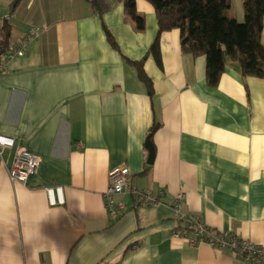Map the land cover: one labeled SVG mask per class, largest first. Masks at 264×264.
Here are the masks:
<instances>
[{
  "label": "crops",
  "instance_id": "1",
  "mask_svg": "<svg viewBox=\"0 0 264 264\" xmlns=\"http://www.w3.org/2000/svg\"><path fill=\"white\" fill-rule=\"evenodd\" d=\"M13 1L0 0V42L7 14L10 49L32 26L44 32L0 73V135L41 162L25 184L9 179L15 149L0 166V264H248L228 247L173 238V203L183 193L182 210L216 235L264 247V80L227 63L209 86L207 57L183 53L173 30L161 35V65L153 56L145 63L151 97L125 60L142 59L156 39L149 2L136 0L146 19L138 33L115 0L103 16L86 0H23L14 11ZM118 166L131 185L163 190L162 205L124 194L118 218H109L104 192ZM58 186L65 203L52 206L47 189Z\"/></svg>",
  "mask_w": 264,
  "mask_h": 264
},
{
  "label": "trees",
  "instance_id": "2",
  "mask_svg": "<svg viewBox=\"0 0 264 264\" xmlns=\"http://www.w3.org/2000/svg\"><path fill=\"white\" fill-rule=\"evenodd\" d=\"M92 13L103 16L113 9L110 0H86ZM123 7L127 19L135 24L138 33L146 30L145 15L137 8L136 0H115ZM155 10L157 24L156 39L145 54L138 60L125 59L136 70L138 79L145 86L149 96L154 95V85L145 71V63L153 56L161 65L160 39L165 32L178 30L181 34L183 53L194 58L207 57V83L217 87L225 72L227 63H231L245 78L264 80V0H244L245 22L239 23L230 18L231 0H146ZM23 0H14L11 9L16 10ZM111 47L118 52L120 48L114 36L104 28ZM0 52L9 50L12 27L5 21ZM155 124L151 137L158 129ZM150 139V138H149Z\"/></svg>",
  "mask_w": 264,
  "mask_h": 264
},
{
  "label": "built area",
  "instance_id": "3",
  "mask_svg": "<svg viewBox=\"0 0 264 264\" xmlns=\"http://www.w3.org/2000/svg\"><path fill=\"white\" fill-rule=\"evenodd\" d=\"M11 15L7 14L4 20H10ZM44 29L40 26H32L26 37L13 50L0 52V73L8 70L10 63L15 58L24 57L32 40L39 38ZM15 149L13 163L7 168L9 179L14 185L16 183L25 184L30 176L37 173L40 166V158L24 147L16 146V141L12 137L0 135V166H6L5 154L7 151ZM109 184L104 192L105 205L108 209L109 218L116 220L119 212L124 208V204L117 201L118 196L127 194L134 196L138 205L144 207H159L162 205L160 198L165 192L160 190L152 193L148 189H141L129 183L130 171L127 167L118 166L109 171ZM49 203L52 206L63 205L65 203L63 188L53 187L47 189ZM185 199V194L180 193L173 203V210L180 223V226L173 229L172 237L184 240L190 245H208L217 249L230 248L243 258L248 264H264V247L256 245L248 240L237 238L227 239V234L216 235L200 217H193L186 214L181 208V201ZM188 233H192L194 238H189Z\"/></svg>",
  "mask_w": 264,
  "mask_h": 264
},
{
  "label": "rangeland",
  "instance_id": "4",
  "mask_svg": "<svg viewBox=\"0 0 264 264\" xmlns=\"http://www.w3.org/2000/svg\"><path fill=\"white\" fill-rule=\"evenodd\" d=\"M232 1V8H231V13L232 14H236L239 17V20H242V16L244 18L243 22H239V23H244L245 22V14H244V10H243V2L244 0H231ZM113 2V0H112Z\"/></svg>",
  "mask_w": 264,
  "mask_h": 264
},
{
  "label": "water",
  "instance_id": "5",
  "mask_svg": "<svg viewBox=\"0 0 264 264\" xmlns=\"http://www.w3.org/2000/svg\"><path fill=\"white\" fill-rule=\"evenodd\" d=\"M146 146L149 149L150 153H149V160H148V164H153L154 162V158H155V149L153 146V143L151 142V140L148 138L146 141Z\"/></svg>",
  "mask_w": 264,
  "mask_h": 264
},
{
  "label": "clouds",
  "instance_id": "6",
  "mask_svg": "<svg viewBox=\"0 0 264 264\" xmlns=\"http://www.w3.org/2000/svg\"><path fill=\"white\" fill-rule=\"evenodd\" d=\"M11 15V14H10ZM11 19V18H10ZM4 20V19H3ZM6 21V20H5ZM9 21V20H8ZM9 50H13V49H9ZM9 50H6V51H9ZM5 52V51H4Z\"/></svg>",
  "mask_w": 264,
  "mask_h": 264
}]
</instances>
